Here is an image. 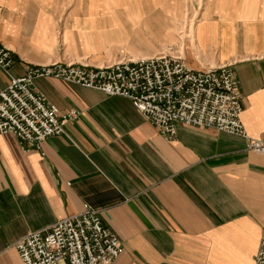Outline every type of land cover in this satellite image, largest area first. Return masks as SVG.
<instances>
[{
  "label": "crops",
  "instance_id": "obj_1",
  "mask_svg": "<svg viewBox=\"0 0 264 264\" xmlns=\"http://www.w3.org/2000/svg\"><path fill=\"white\" fill-rule=\"evenodd\" d=\"M93 3L83 12V0H0L9 73L91 56L112 41L121 44L108 39L117 30L135 54L129 58L160 50L156 39L120 25L127 14L98 13ZM185 41L192 69L232 64L241 123L264 140V0H204ZM9 81L0 68V90ZM33 88L76 116L39 148L0 133V264H22L17 239L86 204L119 238L110 264H254L264 229V153L249 150L240 136L183 123L164 139L123 96L55 78H36Z\"/></svg>",
  "mask_w": 264,
  "mask_h": 264
},
{
  "label": "built area",
  "instance_id": "obj_2",
  "mask_svg": "<svg viewBox=\"0 0 264 264\" xmlns=\"http://www.w3.org/2000/svg\"><path fill=\"white\" fill-rule=\"evenodd\" d=\"M12 65L11 51L0 42V68L10 76L0 90V133L14 134L27 148H39L45 138L62 134L65 123L76 116L59 111L34 90L36 78H55L128 98L164 139H172L176 123H183L240 136L249 150L264 153V140L250 137L241 123V94L232 64L195 70L174 45L100 66L28 64L19 76L9 73ZM13 246L22 264H110L121 244L96 208L86 204L78 214L30 231ZM254 264H264V229Z\"/></svg>",
  "mask_w": 264,
  "mask_h": 264
},
{
  "label": "rangeland",
  "instance_id": "obj_3",
  "mask_svg": "<svg viewBox=\"0 0 264 264\" xmlns=\"http://www.w3.org/2000/svg\"><path fill=\"white\" fill-rule=\"evenodd\" d=\"M91 0H83V12H89L93 5H90ZM95 2V0H93ZM98 2V13L111 12L115 17L117 11H122L127 14L126 18L122 19L123 23L128 27H134L131 31H137L146 36L147 41L157 40L161 43L160 50H166L169 47L174 48V45L184 52V45L186 39L190 38L193 33L194 22L200 14L204 0H96ZM130 8V9H129ZM147 18L146 20H143ZM143 21H146L143 26ZM119 22V21H116ZM130 30V28H128ZM118 33L108 36L110 40L123 41L121 44H116L114 41L101 48L98 52L83 56L81 59L75 61L68 60H53L62 62L86 63L94 58L104 59L110 58L112 61H117L122 58L135 57V54L129 53L127 49V39L124 37L122 31L117 30ZM132 34V36H133ZM141 36V37H142ZM61 39V38H60ZM4 45V44H3ZM7 47V46H6ZM8 48V47H7ZM10 50V49H9ZM131 54L132 56H129ZM104 62V61H103ZM100 63V62H98ZM44 64V63H40ZM46 64V63H45ZM91 65V64H89ZM104 65V64H103ZM95 66V65H91Z\"/></svg>",
  "mask_w": 264,
  "mask_h": 264
}]
</instances>
